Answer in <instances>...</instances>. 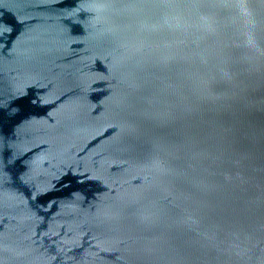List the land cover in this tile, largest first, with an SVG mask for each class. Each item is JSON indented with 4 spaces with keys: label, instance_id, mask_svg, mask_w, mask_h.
<instances>
[{
    "label": "water",
    "instance_id": "water-1",
    "mask_svg": "<svg viewBox=\"0 0 264 264\" xmlns=\"http://www.w3.org/2000/svg\"><path fill=\"white\" fill-rule=\"evenodd\" d=\"M0 264H264V0H0Z\"/></svg>",
    "mask_w": 264,
    "mask_h": 264
}]
</instances>
